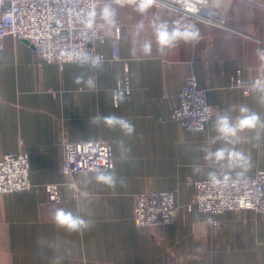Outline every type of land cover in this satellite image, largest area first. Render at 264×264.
Masks as SVG:
<instances>
[{
	"label": "crops",
	"instance_id": "obj_1",
	"mask_svg": "<svg viewBox=\"0 0 264 264\" xmlns=\"http://www.w3.org/2000/svg\"><path fill=\"white\" fill-rule=\"evenodd\" d=\"M210 2L226 9L222 22L189 16L162 0L141 16L130 0H112L117 22L105 26L104 40L87 51L105 56L104 68L88 73L96 81L92 90L74 84L81 71L75 62L48 63L27 41L6 37L0 49V155L26 150L31 181L58 183L60 199L50 200L43 189L0 197V264H52L53 257H59V264H264V212L226 211L216 216V223H209L206 213L186 206L195 194L191 178L208 179V172L224 171L205 162L200 151L213 134L215 117L201 132L185 129L172 117L186 82L195 77L208 89L216 113L247 104L264 115V105L257 104L253 90L233 86L239 70L245 84L264 78V66L256 55L257 49H264V0ZM95 3L100 18L104 0ZM157 18L195 24L202 39L195 46L181 43L166 54L153 44L152 52L145 54L142 45L155 40L150 25ZM141 19L142 31L136 27ZM115 42L120 57L113 60ZM126 84L129 92L124 90ZM117 90L125 97L119 104L113 101ZM98 113L130 119L134 135L124 137L119 129L90 124L89 117ZM246 135L249 138L237 146L251 155L244 176L264 170V139ZM120 138L131 148L123 162L114 143ZM96 139L109 140L113 146L114 169L123 181L114 188L86 182L93 171L67 175L61 170L64 140ZM197 165L201 171L194 172ZM237 171L232 170V178H237ZM146 190L175 191L179 213L174 223L136 224V196ZM78 203L87 209L83 215L93 220V226L83 233L57 229L52 211L75 210ZM38 237H45L44 244L54 248L39 247Z\"/></svg>",
	"mask_w": 264,
	"mask_h": 264
},
{
	"label": "built area",
	"instance_id": "obj_2",
	"mask_svg": "<svg viewBox=\"0 0 264 264\" xmlns=\"http://www.w3.org/2000/svg\"><path fill=\"white\" fill-rule=\"evenodd\" d=\"M120 2L128 0H117ZM177 10L208 22H222L226 9L214 6L210 0H162ZM0 49L5 47L7 36L27 41L36 55L48 63L63 65L89 46L104 40V27L97 12L95 0H0ZM95 17V24L86 21ZM116 39L120 38V27L115 28ZM105 60V56L96 53ZM120 53L115 42L112 59ZM233 86L252 90L245 84L242 71H238ZM129 92V85L124 86ZM207 88L201 87L196 78H190L179 93V104L172 117L185 129H194L215 117L216 111L208 101ZM88 141H95L88 145ZM61 170L72 175L95 168H114L115 154L109 140H64L61 144ZM29 153L20 148L16 152L0 155V197L19 191L45 190L50 200L58 201V183L36 184L30 178ZM228 187L213 185L208 179H193V199L186 205L189 211L199 210L216 223V216L226 211L254 210L264 212V170L254 175L232 178ZM179 207L174 190H146L136 196L134 219L139 227L169 225L176 221Z\"/></svg>",
	"mask_w": 264,
	"mask_h": 264
},
{
	"label": "clouds",
	"instance_id": "obj_3",
	"mask_svg": "<svg viewBox=\"0 0 264 264\" xmlns=\"http://www.w3.org/2000/svg\"><path fill=\"white\" fill-rule=\"evenodd\" d=\"M134 5V10L143 16L149 11L156 0H130ZM100 19L102 23L99 27H111L116 24L117 11L113 6L112 0H104L103 7L100 10ZM88 24H95V17L90 16L86 21ZM137 29L144 30L143 19L139 20L136 25ZM155 40H147L142 45V51L145 54L151 53L153 44L160 54H166L169 50L178 47L181 43L184 45L198 44L201 39V32L197 25L192 23H175L170 24L168 21L157 18L150 25ZM257 59L264 66V49H257ZM75 62L81 71L74 77V84L84 85L87 89L96 88V81L88 73H96L104 68L103 58L100 55H92L88 52H82L70 59ZM251 88L256 94V102L264 105V78H255L251 83ZM84 89L81 88L80 91ZM124 93L122 91L113 92L114 103H122L124 101ZM90 124L97 127L104 126L109 129H119L124 137H131L135 133V125L128 118L117 116L115 114H96L89 117ZM212 133L206 139V145L201 146L200 151L204 153L203 160L209 165H220L224 170L222 173L210 171L207 173L208 180L213 185L228 187L232 180V170L239 169L236 172L237 180L244 176L245 172L251 167V155L246 153L242 148L237 147L244 143L251 134V139L260 141L264 139V115L249 107L247 104H233L227 109L218 111L215 119L212 121ZM193 130V129H190ZM194 131H204L202 125H198ZM88 145L95 141H88ZM117 151L120 153L119 160L121 162L129 159L131 148L124 139L120 138L114 141ZM219 144V147H215ZM194 172L201 171L199 165L194 167ZM87 176V173H85ZM92 180L96 184L104 185L110 188L116 187L117 183H123L117 176L114 168H100L93 170L92 176L86 182ZM83 199H87L88 193H82ZM87 209L81 204H77L76 209L55 208L51 213V221L57 229L64 230L68 233H83L93 226V220L86 218L83 213ZM90 215V213H89ZM209 223H212L209 219ZM45 237H38L37 244L39 247L54 248V244H44ZM52 264H59V257H53Z\"/></svg>",
	"mask_w": 264,
	"mask_h": 264
}]
</instances>
